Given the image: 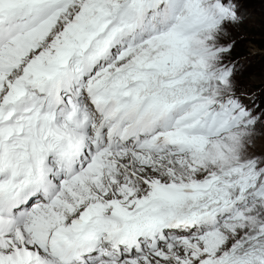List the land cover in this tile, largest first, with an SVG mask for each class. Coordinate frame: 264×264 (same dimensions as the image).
I'll return each instance as SVG.
<instances>
[{"label":"snow or ice","instance_id":"snow-or-ice-1","mask_svg":"<svg viewBox=\"0 0 264 264\" xmlns=\"http://www.w3.org/2000/svg\"><path fill=\"white\" fill-rule=\"evenodd\" d=\"M264 0H0V264H264Z\"/></svg>","mask_w":264,"mask_h":264},{"label":"rangeland","instance_id":"rangeland-1","mask_svg":"<svg viewBox=\"0 0 264 264\" xmlns=\"http://www.w3.org/2000/svg\"><path fill=\"white\" fill-rule=\"evenodd\" d=\"M264 33L257 27L254 33L245 38L242 45L243 54L249 58L250 70L257 76L264 74V49H259Z\"/></svg>","mask_w":264,"mask_h":264},{"label":"trees","instance_id":"trees-1","mask_svg":"<svg viewBox=\"0 0 264 264\" xmlns=\"http://www.w3.org/2000/svg\"><path fill=\"white\" fill-rule=\"evenodd\" d=\"M260 44L258 45L259 49H264V37L262 38V40H260L259 42Z\"/></svg>","mask_w":264,"mask_h":264}]
</instances>
